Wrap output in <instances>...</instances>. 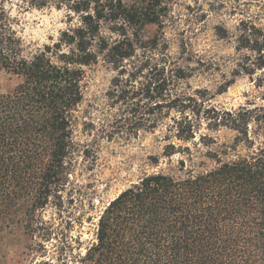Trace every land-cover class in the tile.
<instances>
[{
    "label": "trees",
    "instance_id": "trees-1",
    "mask_svg": "<svg viewBox=\"0 0 264 264\" xmlns=\"http://www.w3.org/2000/svg\"><path fill=\"white\" fill-rule=\"evenodd\" d=\"M16 5L65 10L69 29L28 57ZM169 13L165 0H0V66L21 79L13 93L0 94V264H6V235L15 229L29 238L32 253L49 256L46 244L56 234L42 215L71 174L86 69L103 59L125 75L140 34L149 25L163 28ZM236 49L244 56L240 72L253 77L264 70L263 28L242 22ZM165 72L144 98L160 109L159 119L165 108L182 115L167 131L169 140L186 145L170 143L164 154L171 165L182 157L177 173L155 172L123 191L100 216L84 252L73 238L63 244L61 264H264V105L205 112L212 131L225 128L235 137L204 152L202 146L217 141L203 135L197 145L201 121L181 109L179 98L165 95ZM128 93L116 79L114 96L126 100ZM190 111L201 118L202 111Z\"/></svg>",
    "mask_w": 264,
    "mask_h": 264
},
{
    "label": "rangeland",
    "instance_id": "rangeland-1",
    "mask_svg": "<svg viewBox=\"0 0 264 264\" xmlns=\"http://www.w3.org/2000/svg\"><path fill=\"white\" fill-rule=\"evenodd\" d=\"M170 13L163 28L149 25L138 37L136 58L125 75L103 59L86 69L85 99L76 112L75 153L70 161L71 174L59 195L43 212L45 228L52 227L55 240L46 244L49 256L30 251L31 241L19 229L6 235L3 251L6 264H35L58 260L66 242H81L84 252L96 238L97 224L108 205L123 191L146 175L163 171L177 173L182 158L165 154L170 143L168 125L182 115L175 110L160 109L144 96L157 88L158 80L167 84L165 95L179 98L181 109L201 121L199 137L209 135L217 144L202 150H218L232 143L235 134L222 128L212 131L205 112H231L248 104L264 105V70L253 77L240 72L243 54L237 51L242 22H252L264 29V0H165ZM17 30L26 42V55L43 50L69 29L67 12L54 7L43 10L14 6ZM107 38L117 39L108 32ZM142 67V69H141ZM120 78L129 90L126 100L115 95V80ZM21 79L0 66V94L15 91ZM260 86V87H259ZM146 92V93H145ZM152 91L151 94H156ZM168 100V99H166ZM184 108H182L183 106ZM190 110L202 111L197 118ZM214 124V121H211ZM194 148L193 144H187ZM195 149V148H194ZM155 159L160 164L155 166Z\"/></svg>",
    "mask_w": 264,
    "mask_h": 264
}]
</instances>
